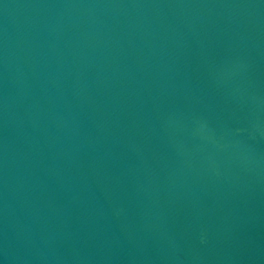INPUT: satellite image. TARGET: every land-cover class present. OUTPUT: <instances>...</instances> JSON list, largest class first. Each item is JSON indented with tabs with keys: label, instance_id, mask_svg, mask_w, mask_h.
I'll list each match as a JSON object with an SVG mask.
<instances>
[{
	"label": "water",
	"instance_id": "obj_1",
	"mask_svg": "<svg viewBox=\"0 0 264 264\" xmlns=\"http://www.w3.org/2000/svg\"><path fill=\"white\" fill-rule=\"evenodd\" d=\"M0 264H264V0H0Z\"/></svg>",
	"mask_w": 264,
	"mask_h": 264
}]
</instances>
